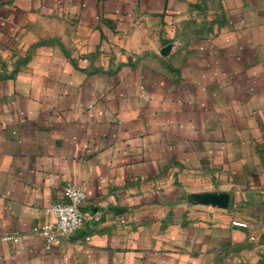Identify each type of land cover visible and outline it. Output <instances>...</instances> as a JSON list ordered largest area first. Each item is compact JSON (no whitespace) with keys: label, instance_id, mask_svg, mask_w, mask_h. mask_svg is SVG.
<instances>
[{"label":"crops","instance_id":"0c3cea01","mask_svg":"<svg viewBox=\"0 0 264 264\" xmlns=\"http://www.w3.org/2000/svg\"><path fill=\"white\" fill-rule=\"evenodd\" d=\"M67 184L85 221L46 250ZM9 233L0 264L264 259V0H0Z\"/></svg>","mask_w":264,"mask_h":264},{"label":"built area","instance_id":"2783aa9c","mask_svg":"<svg viewBox=\"0 0 264 264\" xmlns=\"http://www.w3.org/2000/svg\"><path fill=\"white\" fill-rule=\"evenodd\" d=\"M65 201L48 206L45 210L52 217L51 222H43L32 228L34 233L40 235L44 249L48 250L53 245L59 244L64 237L73 234L83 227L85 213L81 205L85 202L86 194L82 187L67 184L63 188ZM235 226L244 227L246 224L240 221H232ZM1 241L18 243L16 233L3 234Z\"/></svg>","mask_w":264,"mask_h":264},{"label":"water","instance_id":"95a60500","mask_svg":"<svg viewBox=\"0 0 264 264\" xmlns=\"http://www.w3.org/2000/svg\"><path fill=\"white\" fill-rule=\"evenodd\" d=\"M209 202H211L214 205H217L218 207H226L227 205V198L225 196H214L211 195L209 197ZM258 264H264V259H261Z\"/></svg>","mask_w":264,"mask_h":264}]
</instances>
